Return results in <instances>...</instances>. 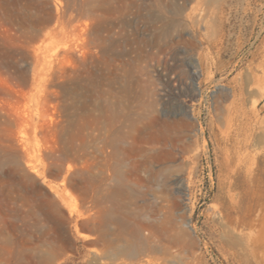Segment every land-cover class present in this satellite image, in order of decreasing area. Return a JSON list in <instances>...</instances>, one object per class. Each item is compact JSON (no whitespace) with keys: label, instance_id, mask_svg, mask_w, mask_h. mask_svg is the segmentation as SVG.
Here are the masks:
<instances>
[{"label":"rangeland","instance_id":"rangeland-1","mask_svg":"<svg viewBox=\"0 0 264 264\" xmlns=\"http://www.w3.org/2000/svg\"><path fill=\"white\" fill-rule=\"evenodd\" d=\"M263 211L264 0H0V264H255Z\"/></svg>","mask_w":264,"mask_h":264},{"label":"bare ground","instance_id":"bare-ground-1","mask_svg":"<svg viewBox=\"0 0 264 264\" xmlns=\"http://www.w3.org/2000/svg\"><path fill=\"white\" fill-rule=\"evenodd\" d=\"M117 173L119 175L121 172H118L117 170ZM259 214L253 218H248V217L243 218L238 216L235 219H233L231 217H228L227 231H228V236L232 239V242L235 245L240 246V248L244 251V253L250 259H252L255 262V264H264V211L261 213L259 212ZM114 232L118 233V235L122 234L123 236H125V234L127 235L128 233L136 234V230L130 229L126 227V225L125 227H122L121 230H119V232L115 230ZM95 238L96 240L100 238L102 239V237L100 236ZM106 241L107 240H105V242ZM113 244L118 245L117 242L116 243L114 242ZM113 244L111 246H114ZM105 247L106 249L103 248V250L102 248L98 249L99 252L100 250H102L100 252V255L108 256L109 258L111 257L117 260L119 259L126 260L127 258H132L135 260V263L138 264H164L165 259H167L170 255V249L168 246L151 244L150 242L143 240L136 244L122 243L118 247L114 246L115 248H113L111 252H109L110 249H107V246ZM159 254H162L163 257H159L158 256Z\"/></svg>","mask_w":264,"mask_h":264}]
</instances>
